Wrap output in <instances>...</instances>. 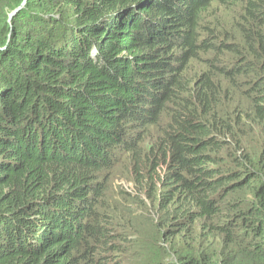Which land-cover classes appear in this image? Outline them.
<instances>
[{
  "label": "trees",
  "instance_id": "1",
  "mask_svg": "<svg viewBox=\"0 0 264 264\" xmlns=\"http://www.w3.org/2000/svg\"><path fill=\"white\" fill-rule=\"evenodd\" d=\"M263 138L264 0H0V264H264Z\"/></svg>",
  "mask_w": 264,
  "mask_h": 264
},
{
  "label": "rangeland",
  "instance_id": "2",
  "mask_svg": "<svg viewBox=\"0 0 264 264\" xmlns=\"http://www.w3.org/2000/svg\"><path fill=\"white\" fill-rule=\"evenodd\" d=\"M164 172H165V169H164ZM123 176L127 180L126 179H124V180H116L115 181V189H116V191L119 192L120 190H122V191H124L126 193L136 194V190L139 187L136 186L135 181L132 178V175L127 173V174H124ZM111 199L122 200V202L125 203V200L120 195H118V193H113L112 194V191H111ZM143 200L147 203L148 207L151 209L150 211H152V212L150 214L153 215V211H156L155 209H153V207L155 205L154 204V200L148 199L145 195L143 196ZM140 211H146V210L140 209ZM124 264H128V263H124ZM130 264H146V260H145V258H144V256L142 254L138 253L133 258V261Z\"/></svg>",
  "mask_w": 264,
  "mask_h": 264
}]
</instances>
